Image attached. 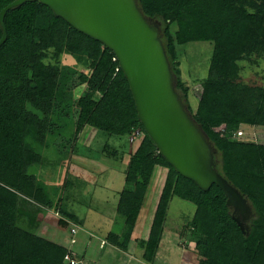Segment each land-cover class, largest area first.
I'll list each match as a JSON object with an SVG mask.
<instances>
[{"label": "trees", "instance_id": "16d2710c", "mask_svg": "<svg viewBox=\"0 0 264 264\" xmlns=\"http://www.w3.org/2000/svg\"><path fill=\"white\" fill-rule=\"evenodd\" d=\"M15 1L0 0V13ZM236 2L138 0L145 16L166 24L163 41L178 77L177 89L187 103L189 88L181 78L177 49L191 43L214 46L210 78L198 89L194 118L216 151V169L252 208L245 232L234 220L221 188L213 185L207 192L201 190L161 155L139 121L130 84L113 51L39 2L7 13L8 38L0 47V264H76L84 259L38 234L43 215L52 209L62 228L67 229L69 221L81 224L65 204L74 182L67 176L62 185L51 189L31 169L42 167L47 151L64 157L76 153L69 146L88 126L119 138L137 128L145 134L131 155L119 195L117 214L125 221L124 230L111 232L108 244L129 250L155 170L160 167L165 172L161 196L150 235L140 244L146 261H154L171 200L178 197L196 206L188 225L200 264H264V144L236 140L241 125L264 127L263 92L254 94L236 85L241 71L238 57L264 53L263 43L254 44L264 38V17L261 11L251 14L246 3ZM263 5L264 0L258 9ZM173 26L177 27L174 32ZM245 30L248 54L241 55L236 47ZM2 37L0 24V41ZM80 87L85 90L77 96ZM102 153L117 161L126 154L110 144ZM57 164L67 167L62 157ZM62 191L67 194L63 196Z\"/></svg>", "mask_w": 264, "mask_h": 264}, {"label": "rangeland", "instance_id": "374dc122", "mask_svg": "<svg viewBox=\"0 0 264 264\" xmlns=\"http://www.w3.org/2000/svg\"><path fill=\"white\" fill-rule=\"evenodd\" d=\"M239 1L246 3V9L251 14L258 10V12L261 11L260 17H264V5L261 10L258 9L263 0H237L236 3L240 5ZM152 21L157 24L164 40L166 24L159 19ZM176 29L177 27L173 26L171 31L174 32ZM241 33L242 38L238 41L239 45L236 49L241 52V55L243 53L246 55L248 51L246 53L244 35L247 31ZM261 43H263L261 46L264 51V38L260 37L254 44ZM213 53L212 43H191L177 49L178 60L181 63V78L189 88L188 105L194 115L200 99L198 89L201 88L202 82L210 78ZM62 62L65 63L63 60ZM236 62L241 67L236 85L245 86L254 94L261 92L264 94V53L257 55L255 53L252 57L246 56L243 59L238 57ZM68 63L74 64V61L70 60ZM237 88L241 87L237 86ZM84 90V87H80L76 95L81 96ZM238 131H243L244 134L236 140L264 144V127L241 125ZM144 137L145 134L140 128L135 129L129 136L119 138L105 135L88 126L80 134L76 143L69 146V150L74 148L76 153L64 157L47 151L42 167L36 166L31 169V172L43 178L42 180L51 189L62 185L67 176L74 182L70 191L71 195L65 204L75 216H78L81 224L69 221V227L62 228L59 226V215L52 209L43 215L38 234L82 255L84 259L77 260L76 264H200L201 258L191 239L192 232L188 225L195 215L196 206L178 197L171 200L164 236L154 261L148 262L144 258L145 249L140 244L150 235L164 184L165 172L160 167L155 170L126 254L110 244L101 245L103 241L101 239H106L111 232L121 233L124 230L125 221L117 214L119 195L125 186L131 155L137 151ZM106 144L125 151L123 160L117 161L103 154V147ZM61 157L63 163L67 165L66 168L57 164ZM68 172L70 173L67 174ZM61 193L63 196L67 194L65 191ZM73 230L77 232L73 233ZM128 258H131L129 262H127Z\"/></svg>", "mask_w": 264, "mask_h": 264}, {"label": "water", "instance_id": "95a60500", "mask_svg": "<svg viewBox=\"0 0 264 264\" xmlns=\"http://www.w3.org/2000/svg\"><path fill=\"white\" fill-rule=\"evenodd\" d=\"M33 2L49 7L56 17L114 52L130 84L139 121L161 155L201 190L221 188L234 220L245 232L252 208L216 169V151L177 89L178 77L158 26L145 16L138 0H16L0 13V47L8 38L7 13Z\"/></svg>", "mask_w": 264, "mask_h": 264}, {"label": "built area", "instance_id": "2783aa9c", "mask_svg": "<svg viewBox=\"0 0 264 264\" xmlns=\"http://www.w3.org/2000/svg\"><path fill=\"white\" fill-rule=\"evenodd\" d=\"M243 134H244L243 131H239V132L237 133V137L239 138V137L243 136ZM76 232H77L76 230H73V233H76ZM66 259L69 260L70 257L67 256ZM72 262L74 263V261H72Z\"/></svg>", "mask_w": 264, "mask_h": 264}, {"label": "crops", "instance_id": "0c3cea01", "mask_svg": "<svg viewBox=\"0 0 264 264\" xmlns=\"http://www.w3.org/2000/svg\"><path fill=\"white\" fill-rule=\"evenodd\" d=\"M257 55V54H256ZM101 240H103L102 241V246L104 245V246H107L108 245V243L106 242V239H101ZM114 247V246H113ZM106 248V247H105ZM114 248H116V247H114ZM117 249V248H116ZM123 253H125V252H123ZM126 254V253H125ZM129 259V258H128ZM131 259V258H130ZM130 259L127 261V262H129L130 261ZM134 259V258H133Z\"/></svg>", "mask_w": 264, "mask_h": 264}]
</instances>
